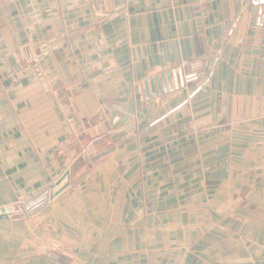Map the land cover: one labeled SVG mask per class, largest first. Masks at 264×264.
<instances>
[{
	"label": "crops",
	"instance_id": "obj_1",
	"mask_svg": "<svg viewBox=\"0 0 264 264\" xmlns=\"http://www.w3.org/2000/svg\"><path fill=\"white\" fill-rule=\"evenodd\" d=\"M39 202L0 264H264V0H0V207Z\"/></svg>",
	"mask_w": 264,
	"mask_h": 264
},
{
	"label": "water",
	"instance_id": "obj_2",
	"mask_svg": "<svg viewBox=\"0 0 264 264\" xmlns=\"http://www.w3.org/2000/svg\"><path fill=\"white\" fill-rule=\"evenodd\" d=\"M70 174V171L68 170L67 172H65V174L61 177V179L58 181L57 184H59L65 177H67ZM69 185V182H66L65 184H63L58 190H56L55 192H52L49 196V198H54L57 194H59L62 190H64L67 186ZM54 188V187H53ZM32 205V204H31ZM30 204H26L27 208H31ZM23 215H25V212L23 210H20ZM15 212L14 206L13 205H9V206H3L0 207V220H5L8 219L10 217V215L12 213Z\"/></svg>",
	"mask_w": 264,
	"mask_h": 264
},
{
	"label": "rangeland",
	"instance_id": "obj_3",
	"mask_svg": "<svg viewBox=\"0 0 264 264\" xmlns=\"http://www.w3.org/2000/svg\"><path fill=\"white\" fill-rule=\"evenodd\" d=\"M42 202L43 201H41V203ZM39 204H40V202L38 204L31 205L30 207H31V209H33L35 207L37 208V207L40 206ZM14 209H15V212L13 213L14 217H20L21 215H23V213L20 210H23L25 212V215H29V214H31V213H33L35 211V209H33V210L28 209L25 204H17V205L14 206Z\"/></svg>",
	"mask_w": 264,
	"mask_h": 264
}]
</instances>
